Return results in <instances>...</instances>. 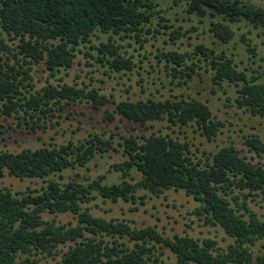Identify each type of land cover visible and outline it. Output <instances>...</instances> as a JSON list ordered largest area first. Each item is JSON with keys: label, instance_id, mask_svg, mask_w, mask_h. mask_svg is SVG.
Listing matches in <instances>:
<instances>
[{"label": "trees", "instance_id": "obj_1", "mask_svg": "<svg viewBox=\"0 0 264 264\" xmlns=\"http://www.w3.org/2000/svg\"><path fill=\"white\" fill-rule=\"evenodd\" d=\"M172 1L185 3L188 14L218 19L212 22L211 32L224 44L235 38L231 24L246 22L264 29V8L251 0ZM159 6L158 0H0V113L15 114L20 121L38 125L55 109L70 104L106 106L110 99L97 89L48 84L35 90L34 67L44 63L54 75L73 67L80 47L90 45L101 56L100 62L117 72H130L134 62L122 54L113 38L134 34L140 39L154 16L161 13ZM98 33L109 35V41L95 46L92 38ZM17 39V47L12 46L10 41ZM196 51L206 58L215 84L235 86L239 107L264 118L262 76L240 70L225 51L218 53L203 44ZM163 56L177 67L185 66L188 59L178 52ZM185 68L183 72L173 69L175 77H187L183 84L197 74L194 68ZM116 114L142 127L162 121L175 126L195 122L209 141L224 126L206 104L182 97L117 102ZM106 119L113 121L114 116L107 111ZM121 139L128 160L113 166L122 172L121 182L114 184H107L105 175L62 181L65 171L86 167L97 154L117 151L114 136L106 139L95 134L78 143L0 152V180L6 173L19 179L60 177L46 181L41 192L14 194L0 186V264H38L35 256H56L69 243L74 244L58 264H172L164 259L165 249L176 256L178 264H264V255L256 256L253 250L258 242L264 247V221L248 206V198L264 196V164L241 156L234 144L205 152L198 160L189 143L171 135ZM246 144L259 157L264 155L260 136L246 137ZM133 170L141 175L138 182L129 179ZM140 190L154 196L168 190L184 191L200 203L196 212L206 225L221 226L235 239L234 244L225 252L213 239L166 238L155 227L136 228L126 221L106 220L83 207L96 200V194L115 203H144ZM44 213H71L78 224H57L45 220Z\"/></svg>", "mask_w": 264, "mask_h": 264}, {"label": "rangeland", "instance_id": "obj_2", "mask_svg": "<svg viewBox=\"0 0 264 264\" xmlns=\"http://www.w3.org/2000/svg\"><path fill=\"white\" fill-rule=\"evenodd\" d=\"M158 3L160 6L157 10H161V13L154 16L151 25L146 27L140 39L134 34L113 38L115 45L121 48L122 54L134 62L132 71L112 70L107 63L100 62L101 56L97 50H90V45L80 47L81 51L77 52L73 67L54 75L47 70L44 63L34 67L32 76L35 90L40 91L48 84H69L86 87L88 90L97 89L110 99L106 106L96 108L87 102L70 104L64 109H55L52 116L43 118L38 125L20 121L15 114L9 117L0 113V152L19 153L25 149L36 150L66 145L71 141L78 143L95 134L103 135L106 139L114 136L117 151L97 154L86 167H77L62 173V181L65 182L75 177L83 180L105 175L107 184L121 182L122 172L115 170L113 166L128 160L124 148L120 146L123 142L121 138L141 137L153 133L171 135L189 143L195 159L198 160L205 157V152L218 151L234 144L241 156L264 164V155L259 157L246 144V137L252 135L260 136L264 142V118L253 116L245 108L239 107L235 86L228 83L215 84L206 58L196 51L202 44L218 53L225 51L235 60L240 70L247 71L249 76H262L264 81V29L255 28L246 22L231 24L235 38L229 44H224L211 32L212 22L218 19H201L188 14L185 3L177 5L172 0H158ZM251 3L264 8V0H251ZM176 34L179 36L175 37ZM109 38V35L98 33L92 41L95 46H99L101 42H108ZM18 43L19 39L10 41L14 47H17ZM168 52L188 55L186 65L194 68L197 74L187 84H183L187 77L183 79L178 74L175 77L173 71L174 68L181 72L186 71V65L177 67L173 62H169L163 56ZM176 97L201 101L210 108L216 121L224 124L214 141H209L195 122L188 126H175L169 121H162L142 127L123 121L120 115L116 114L117 102ZM107 111L114 116L113 121L106 119ZM59 178L56 176L46 180L19 179L6 173L0 180V186L10 189L14 194L41 192L47 186L46 181ZM130 178L138 182L141 175L133 170ZM235 194L237 195L238 191ZM96 195V200L83 205L96 217L126 221L136 228L152 226L171 239L186 235L199 240L213 239L218 242L221 251L225 252L235 242L221 226L206 225L204 218L196 212L200 203L184 191L168 190L160 196H154L148 191L140 190L138 195L145 199L144 203L139 200L137 204L122 200L115 203ZM248 206L264 221V196L248 198ZM43 218L57 224H78V219L71 213H44ZM73 244L61 246L56 256L38 255L34 259L38 264H58ZM253 250L256 256L264 255L261 242H258ZM164 259L168 263L178 264L176 256L169 249H165Z\"/></svg>", "mask_w": 264, "mask_h": 264}]
</instances>
